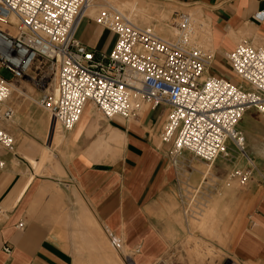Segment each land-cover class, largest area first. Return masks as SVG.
Returning <instances> with one entry per match:
<instances>
[{
    "label": "crops",
    "instance_id": "obj_1",
    "mask_svg": "<svg viewBox=\"0 0 264 264\" xmlns=\"http://www.w3.org/2000/svg\"><path fill=\"white\" fill-rule=\"evenodd\" d=\"M163 1L200 10L207 25V50L215 54L209 74L239 82L225 55L245 40L264 45V0ZM76 37L97 55L110 52L115 43L113 33L91 15L83 19ZM167 112L159 107L130 121L104 119L108 127L99 132L107 138L77 142L76 153L50 176L30 177L19 160L1 155L0 264H127L128 257L135 264H156L185 233L183 205L190 191L218 201L225 244L220 248L228 258L236 264H264V182L259 174L241 187L229 173L246 167L245 158H219L207 173L206 164L189 152L172 158L169 145L154 139ZM262 124L264 117L251 108L237 126L254 164L264 155L259 146ZM97 129L96 122L82 115L72 141L90 139L88 134ZM52 146L41 152L39 162L28 153L23 156L38 168L50 159ZM198 216L194 212L192 221ZM112 238L121 240L122 249L112 245Z\"/></svg>",
    "mask_w": 264,
    "mask_h": 264
},
{
    "label": "built area",
    "instance_id": "obj_2",
    "mask_svg": "<svg viewBox=\"0 0 264 264\" xmlns=\"http://www.w3.org/2000/svg\"><path fill=\"white\" fill-rule=\"evenodd\" d=\"M89 6V0H0V70L13 75V80L0 75V125L15 118L8 104L13 83L25 80L43 88L46 75L39 81L31 76L42 61L44 71L57 76V93H44L38 102L64 133L74 129L88 105L108 121L139 119L148 109L164 107L159 138L172 158L189 152L212 167L219 158L232 162L236 151L247 166L233 169L229 179L241 187L250 183L258 169L237 126L248 109L264 117V45L245 40L225 55L232 77L240 81L234 82L209 74L215 54L193 39L190 14L180 13L176 37L165 39L106 7L94 21L113 33L115 43L97 55L76 37ZM14 145L0 126V149L11 153ZM111 243L123 247L119 239ZM127 264L135 263L128 257Z\"/></svg>",
    "mask_w": 264,
    "mask_h": 264
},
{
    "label": "rangeland",
    "instance_id": "obj_3",
    "mask_svg": "<svg viewBox=\"0 0 264 264\" xmlns=\"http://www.w3.org/2000/svg\"><path fill=\"white\" fill-rule=\"evenodd\" d=\"M89 2L90 9L87 11V15L95 18L102 9L114 7L131 17L137 25L151 27L159 36L165 39H174L176 37L177 29H174L176 28L174 20L178 18V15L180 13L190 14L194 20L195 27L193 39L200 46L208 49L207 25L197 7L181 6L163 0H89ZM39 62L41 68L33 71L31 76L36 81H39L46 75L43 88H36L30 81H19L17 84L20 87V91L24 94L13 91L8 100L9 106L15 111V118L13 121L4 122L0 125L13 136L15 143L13 152L10 153L0 149V156L7 154L16 162L19 160L30 177L50 176L59 173L60 163H65L76 153L74 148L77 147V142H86V140L91 142L100 136H104V139H106V134H101L99 131H105L109 123L104 120L101 114H98V111V113L96 112L93 106L88 105L84 110L83 116L88 122H96L98 129L88 134L90 139L82 138L73 142L72 133L74 129L68 133L61 131L57 127L55 118L39 105L38 99L42 94L50 93L55 95L57 93V76L44 71L42 61ZM0 75L6 80H13V75L7 69L2 68ZM53 122L55 124L54 127L52 126ZM259 132H261L259 142L262 143L259 146L264 148V124L260 126ZM46 135L47 140H45ZM154 139L158 145L162 144L159 137L155 136ZM52 143L53 146L49 149L51 152L50 159L38 168L33 167L23 156L24 153H28L39 162L41 152L47 149V146H51ZM232 154V162L238 157L243 158L236 151ZM47 159L48 155H45L43 160L46 161ZM254 160L257 161V159ZM258 160L261 161L259 163L256 162V164L264 172V155L260 158L258 157ZM206 166L205 173L208 171V165ZM260 175L264 176L258 170L255 177L261 178ZM261 179L264 182L263 178ZM194 195L195 192L190 191L186 194V200H184L183 222L185 233L182 239L175 244L173 251L158 263L236 264L220 248V246L225 244L222 236L224 229H220L221 222L217 213L218 201L204 200ZM194 212L201 213V216H198V221H192ZM100 236L104 237V241L110 246L107 236L102 232ZM217 243L219 246L216 245Z\"/></svg>",
    "mask_w": 264,
    "mask_h": 264
},
{
    "label": "bare ground",
    "instance_id": "obj_4",
    "mask_svg": "<svg viewBox=\"0 0 264 264\" xmlns=\"http://www.w3.org/2000/svg\"><path fill=\"white\" fill-rule=\"evenodd\" d=\"M89 9H90V6H89L88 10H89ZM174 29L176 30V28H174ZM175 30H174V31H175ZM11 88H12V92H13V91H17V92H19V93H21V94H24L23 92L20 91V87H19V85H18L17 83H13L12 86H11ZM79 121H80V120H79ZM78 123H79V122H78ZM78 123H77V124H78ZM76 126H77V125H76ZM76 126H75V127H76ZM75 127H74V129H75Z\"/></svg>",
    "mask_w": 264,
    "mask_h": 264
}]
</instances>
